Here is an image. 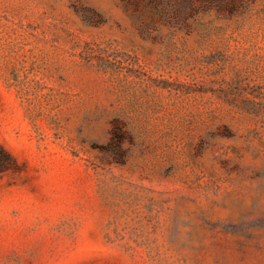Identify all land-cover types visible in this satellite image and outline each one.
<instances>
[{
    "label": "rangeland",
    "instance_id": "374dc122",
    "mask_svg": "<svg viewBox=\"0 0 264 264\" xmlns=\"http://www.w3.org/2000/svg\"><path fill=\"white\" fill-rule=\"evenodd\" d=\"M132 1L0 0V264H264V0Z\"/></svg>",
    "mask_w": 264,
    "mask_h": 264
},
{
    "label": "trees",
    "instance_id": "16d2710c",
    "mask_svg": "<svg viewBox=\"0 0 264 264\" xmlns=\"http://www.w3.org/2000/svg\"><path fill=\"white\" fill-rule=\"evenodd\" d=\"M133 1L137 4H139V1L141 3L144 2V0ZM236 1L237 0H176L175 5L169 7L170 3L173 2L172 0H148V2L153 4L157 9H159L161 4L163 5L161 9L155 10L153 14L158 16L161 20L163 18L166 20H188L197 16L200 11L206 12L213 8H216L219 12H229L233 14L236 11ZM11 164H15L14 159L6 150L0 147V169L6 171Z\"/></svg>",
    "mask_w": 264,
    "mask_h": 264
}]
</instances>
